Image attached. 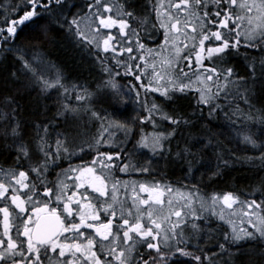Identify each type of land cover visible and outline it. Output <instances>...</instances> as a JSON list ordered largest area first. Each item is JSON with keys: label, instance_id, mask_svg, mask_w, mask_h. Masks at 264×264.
I'll use <instances>...</instances> for the list:
<instances>
[{"label": "snow or ice", "instance_id": "1", "mask_svg": "<svg viewBox=\"0 0 264 264\" xmlns=\"http://www.w3.org/2000/svg\"><path fill=\"white\" fill-rule=\"evenodd\" d=\"M73 8L77 5L69 0H22L10 7L12 15L5 14L0 21V53L12 54L20 65L0 80V141L13 148L16 157L13 168L0 169V264H53V260L55 264H231L234 249L243 256L241 241L264 240V190L251 200H241L232 192L208 198L209 208L218 202L229 210L239 208L241 222L246 220L252 230L233 226L221 233L217 251L209 249L206 254L199 246L202 229L196 223L202 220L203 198L192 190L184 193L167 184L145 182L131 186V202L126 204L118 193L123 190L127 199L128 186L112 172L150 174V166L132 163L135 154L148 156L149 161L167 158L186 165L182 168L185 173L195 172L208 148L218 150L217 158L227 167L234 155L230 156V150L219 141L213 143L215 136L205 139L207 130L201 125H211L221 111L229 119L234 114L226 111V103L219 102L221 97L228 100L227 84L234 69L204 62L223 60L241 47L264 53V0H152L139 13L141 6L136 0H86L78 11L73 12ZM133 21L138 22L137 28ZM53 24L71 33L77 43L86 44L89 51L94 50L107 76H101L93 91L83 85L72 86L80 90L76 101L87 104L80 110L101 125L98 136L85 142L95 155L88 162L78 157L81 163L76 165L72 157L77 149L85 152L84 145L77 143L73 129L59 131L61 124L53 121L62 114L77 113V109L65 104L57 114L33 121L26 118L27 106L20 102L30 90L47 93L63 88L68 92L59 72L50 78L41 67L43 57L39 53L52 39ZM138 28H143V37L162 29L163 43L175 50L174 56L161 60L159 66L149 65L146 55L139 54L145 53L146 45ZM25 29L29 30L25 38L31 42L27 47L20 41ZM182 49L187 50L183 56ZM101 51L112 53L114 63L104 66ZM151 52L148 49L146 54ZM125 53L127 59H122ZM180 59L189 69L195 62L201 70L199 74L193 71L195 81L179 69ZM174 61L183 79L174 75ZM149 67L151 75L145 80ZM118 68H123V75ZM249 75L254 82H264V61L258 67L250 64ZM118 77H132L138 83L129 81L125 88ZM9 80L19 86L8 88ZM220 80L225 81L223 86ZM236 81L248 82L239 76ZM194 83L199 85L195 102L173 107L192 93ZM247 91L241 97L245 102ZM148 93H160L171 111L164 112L155 101L149 106ZM133 104L141 108L136 116L130 115L135 111ZM157 117L167 123V129H159ZM147 124L153 126V132L144 131ZM232 126L246 145L258 149L256 159L264 164V131L257 136L242 121ZM184 129H194L199 135L185 136ZM115 132L123 139L113 148ZM101 145H108V150H100ZM65 161L66 168L62 167ZM57 168L60 173L55 172ZM53 174L58 179L45 183ZM66 180H71V188ZM261 185L264 188V181ZM198 200L199 208L195 206ZM177 201L182 203L174 207ZM220 218L224 219L223 214ZM189 224L190 231L185 232Z\"/></svg>", "mask_w": 264, "mask_h": 264}, {"label": "trees", "instance_id": "2", "mask_svg": "<svg viewBox=\"0 0 264 264\" xmlns=\"http://www.w3.org/2000/svg\"><path fill=\"white\" fill-rule=\"evenodd\" d=\"M85 2L86 0H69L70 4L77 5V8L72 9L73 12L82 8ZM113 2L123 3V0H113ZM136 2L141 6V8L137 9L139 13L143 5H151L152 0H136ZM21 3L22 0H0V21L4 19L5 14L12 15L10 11L11 6ZM145 15L147 14L145 13ZM150 20L151 18L149 17V21ZM41 23H43V21H41ZM132 26L137 28L138 22L133 21ZM83 27L84 25L82 24L81 28ZM149 29H151L150 26L148 31ZM138 30L141 31L142 42L146 47H152V63H155L157 66L160 64L159 61L153 60V58L156 59L153 55L158 56L160 53H166V59L172 57V53L174 56L175 51H170L171 46H165L163 43L162 29H158L149 38L143 37V28H138ZM28 31V29H25L24 34L20 36L21 43L26 47L31 43L25 38ZM50 36L52 39L45 43L43 52L39 53V55L43 57L41 67L50 78L55 77L57 72H59L62 75L63 84L68 88V92L65 93L63 88L58 91L56 89H50L47 93H42L39 89L34 91L30 90L29 93L23 94V98L20 102L22 105L27 106L28 115L26 118L33 121L44 120L49 116L57 114L58 111H62V107L65 104H70L73 108H76L77 113H68L66 116L62 114L59 120L53 121V123L61 124L59 131H63L64 127L73 129V135L76 136L77 143L83 144L85 147V152H79L78 149L76 150V154L72 157V163L74 165L81 163V160L78 159V157L81 156L85 162H88L95 155V150L89 149L85 142L93 141L98 136L101 125L91 119L87 111L80 110L82 104L85 108L87 104L86 102L76 101L75 95L80 94V90L79 88L74 90L72 86L83 85L89 91H93L95 89V84L100 80L101 76H104L105 79H107V76L102 70L101 61L96 58L95 51H89L86 44L77 43V38L71 33L61 30L53 24ZM186 52L187 50L182 49L181 56L186 54ZM146 53L147 50H145V53L139 54L146 55ZM30 55H35V53H31ZM99 55L105 58L106 62L104 66L114 63L112 60V53H104L101 51ZM127 55L128 54L125 53L121 58L127 59ZM261 61H264V53H261L259 50L246 49L244 47H241L238 51L233 50L232 54L225 56L223 60L205 61V64L214 63L218 68L231 67L234 69L231 82L227 84V89L230 93L228 100L225 102L224 98L221 97L219 101L222 104L226 103V111L230 114H234L231 115L229 119L225 117V112L221 111L217 116L213 117L211 125L206 123L201 125L202 129L207 130V135L204 137L205 139L215 136V140L212 142L216 143V141H219L230 150V156L234 155V159L229 160L227 167L224 166L222 160L217 158L218 150L208 148L207 152L202 155V163H197L195 165L199 171L185 173L182 171V168L186 165H178L177 163L169 161L167 158L160 159L159 157H153L151 161H149L148 156L135 154L131 157L132 163L141 167L150 166V174L135 171L121 173L117 170H113L112 175L125 184V186H127L126 184L130 181L146 180L194 190L205 197H211L213 194L222 195L227 192H232L235 195H239L242 199L251 200L256 198L259 192L264 190L261 185V181H264V164L256 159L259 156L258 149L253 150L251 145H246L242 138L237 135L236 128H234L232 124L235 122L236 125L239 126L242 121L245 127L251 129L257 136H259L261 131H264V82H261L259 79L254 82L249 75V65L255 63L258 67ZM137 62L143 64V61ZM176 64L177 61H174V75L183 79L180 71L176 69ZM178 64L179 69L188 72L191 79L195 81L196 75H193V71H195L196 74H199L201 71L196 67L195 62H193L192 69L186 67V62L183 59H180ZM19 67L20 65L16 63L12 54L0 53V80H3L4 77L15 72ZM117 70L123 75V68H118ZM146 72L148 76L143 78L145 80L150 77L151 68L149 67V69H146ZM256 75L258 77L259 72H257ZM236 76L244 77L248 81L247 84L237 82ZM20 79L24 80L25 77L21 76ZM117 79L125 88H127L129 81L138 83L133 80L132 77H125L124 79L118 77ZM218 83L221 85L222 83L224 84L225 81L220 80ZM7 86L8 88H16L19 85L9 80ZM197 87H199V85L194 83L192 93L186 99L177 100L173 107H187L189 102L194 103L196 96L195 88ZM237 89H239V92H237ZM245 89L248 90L247 102L241 99L245 94ZM140 91L141 96L145 97L144 90L141 89ZM213 91H215V87H213ZM146 99L149 106L155 101L164 112L171 111V108L166 103V98L162 97L160 93H148ZM97 107H99V105H97ZM132 108L135 109V111H130L131 116H136L137 113L141 111L140 106L137 104H133ZM188 111H191V109H188ZM206 112L207 110L205 109V114ZM157 123L160 130L168 128L167 123L160 117H157ZM144 131L146 133H151L154 131V128L151 124H147L144 126ZM189 133L192 135H199L194 129H184L183 134L185 136ZM54 138L55 133L52 134V139ZM122 139L123 137L121 134L115 132L113 135L115 143L112 144V147L115 148L116 143H119ZM229 141H231V143H229ZM173 143L175 144V141H173ZM100 150H108V145H101ZM15 158V150L5 144V142L0 141V169L7 170L13 168L15 166ZM62 167H67V161L64 162ZM55 172L60 173L61 169L57 168ZM57 179L58 176L56 174L49 175L45 183L56 181ZM59 179L63 180L64 177L60 176ZM126 195L127 199L123 190L118 193L119 199L128 204L131 202V194L128 191ZM261 199H264V197H261ZM197 222H208L210 226L219 229L221 233L231 231L230 227L218 221V219L210 213L208 215H202V220ZM219 238L214 237L213 241H210L213 246L206 248L204 240L199 241V246L205 249L206 254L209 249L215 252L217 251L215 245ZM196 242V240L192 241L193 244ZM241 245L243 256L235 253L234 249L231 264H264V240L241 241ZM144 251L147 252L148 250L144 249ZM53 264H55L54 260Z\"/></svg>", "mask_w": 264, "mask_h": 264}, {"label": "rangeland", "instance_id": "3", "mask_svg": "<svg viewBox=\"0 0 264 264\" xmlns=\"http://www.w3.org/2000/svg\"><path fill=\"white\" fill-rule=\"evenodd\" d=\"M166 2H168V0H166ZM152 29H149V31H151ZM113 33L116 32V29H113L112 30ZM149 38V37H148ZM184 37H180V40H183ZM189 45H190V42H188ZM146 47L145 50H148V49H151L152 50V47ZM171 52L175 51L173 48L170 49ZM173 56V53L171 54ZM156 59L153 58V60H156V61H159L161 62V60H164L166 59V53H163L158 56H154ZM146 59L148 60V63L149 65L152 64V52H151V55H147L146 54ZM155 62V61H154ZM205 63V62H204ZM149 69V68H148ZM224 84L222 83L221 86H223ZM153 183L152 181H146V180H135V181H130L128 184H126L128 186V191L129 193L131 194L132 196V192H131V186H137L139 183ZM66 183H68L69 185V188L71 186V180H66ZM159 184L161 186L165 185L166 183H162V182H159ZM167 185H170V184H167ZM172 186V185H170ZM173 188L175 189H178L180 192H184V193H187V191H189L190 189H185V188H182V187H177V186H172ZM194 191V190H192ZM198 194V197L200 198H203L204 201L206 202L205 203V207L203 209L200 210V215L202 217V215H208L209 213L214 215L215 218L218 219V221L222 222L224 225H226L227 227H230V230H232V227L235 226L237 229H240V228H245L247 230H251V225L247 224L246 220L242 223V219H243V216H242V213H241V210L239 208H235L233 210H229L227 209L226 206H222V202H218L214 207H211L209 208L208 206V198L209 197H205L203 196L202 194H200L199 192L197 191H194ZM241 200H246V199H242L240 198ZM95 202V201H93ZM179 203H182L180 201H177L176 204H174V207L178 206ZM197 208H199V200L197 201L196 205H195ZM165 211H167V209H165ZM223 214L224 216V219H221L220 218V215ZM229 221H231V223H229ZM196 223H198L196 221ZM201 225V229H202V235L200 237V240H204L205 243V247H210V246H213V244L210 242V241H213L214 237L215 238H219L220 235H221V231L215 227H212L208 224V222H204V223H198ZM190 228H191V224H189L188 228L185 229V232H189L190 231ZM199 240V241H200ZM192 241H195L192 240Z\"/></svg>", "mask_w": 264, "mask_h": 264}]
</instances>
